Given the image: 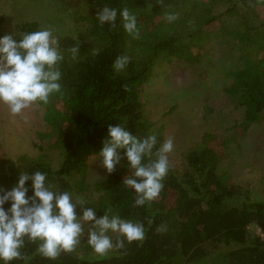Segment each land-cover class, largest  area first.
<instances>
[{
    "label": "trees",
    "instance_id": "16d2710c",
    "mask_svg": "<svg viewBox=\"0 0 264 264\" xmlns=\"http://www.w3.org/2000/svg\"><path fill=\"white\" fill-rule=\"evenodd\" d=\"M86 1L89 12L78 18L84 30L60 38L65 52L61 92L52 94L47 104L37 102L50 128L45 134L51 138L50 147L61 154L60 166L54 167L44 150L0 158V187L10 190L21 172H45L56 189L83 199L78 213L90 207L101 217L110 210L143 223L145 237L125 241L124 248L101 257L88 245L85 225L73 251L49 259L36 251L38 242L26 239L25 259L12 264H264V196H253L219 170L231 142L264 118V16L258 11L264 0ZM104 4L134 13L139 35L127 33L119 15L114 25H101L96 15ZM169 13L176 14L175 21L166 20ZM4 20L0 16V36L11 34L17 41L20 33L41 28L38 21H21L10 33ZM214 38L234 41L237 48L236 66L229 72L232 82L224 89L233 104L243 107L232 134L205 132L183 151L180 166L169 160L163 189L149 204L135 206V191L122 184L129 171L126 158L95 182L92 191L87 173L91 159L99 156L108 125L121 124L137 136L155 133L158 148L166 140L165 125L147 114L141 97L144 86L163 63L200 61V51ZM74 45L80 49L76 60L67 51ZM121 55L130 60L116 72L113 63ZM252 225L260 228V234ZM112 237L115 241L117 234Z\"/></svg>",
    "mask_w": 264,
    "mask_h": 264
},
{
    "label": "clouds",
    "instance_id": "9594fccd",
    "mask_svg": "<svg viewBox=\"0 0 264 264\" xmlns=\"http://www.w3.org/2000/svg\"><path fill=\"white\" fill-rule=\"evenodd\" d=\"M118 15L124 30L138 36L137 17L128 8L118 10L104 4L96 18L101 25H114ZM176 18L174 13L166 15L168 22ZM20 36L19 41L11 34L0 36V104L7 105L13 115L21 114L36 102L47 104L52 94L61 92L60 64L65 59L60 37L51 28L24 31ZM67 51L76 60L80 49L74 45ZM129 60L127 55L118 56L113 63L114 70H124ZM157 144L155 133L137 136L121 124H109L98 153L109 173L126 158L129 171L122 184L135 191V206L149 204L163 189V180L170 168L168 154L174 143L169 138L158 148ZM6 204L10 206L5 207ZM77 205H85L81 197L74 198L70 191L56 189L47 173L39 170L19 173L10 190L0 187V264L24 260L22 249L26 239L38 242L36 251L54 260L61 252L75 249L85 225H88L87 243L101 257L124 248L125 241L130 244L145 237L141 222L110 214V210L97 217L90 207H82V213H78ZM112 234H117L115 241Z\"/></svg>",
    "mask_w": 264,
    "mask_h": 264
},
{
    "label": "rangeland",
    "instance_id": "374dc122",
    "mask_svg": "<svg viewBox=\"0 0 264 264\" xmlns=\"http://www.w3.org/2000/svg\"><path fill=\"white\" fill-rule=\"evenodd\" d=\"M258 11L264 16V8ZM88 12L86 0H0V16H5L4 26L10 33L21 21H38L41 28H51L61 38L84 30L86 26L78 18ZM235 44L214 38L200 51V61L175 59L163 63L143 88L141 97L147 114L165 125L166 139L174 143L169 160L177 166L182 162L183 151L196 144L205 132L229 136L235 122L243 116V107L233 104L224 91L232 82L229 72L236 66ZM207 107L212 111H207ZM49 129L44 108L37 102L19 115L11 114L7 105L0 104V158L16 159L22 154L38 155L44 150L52 165L60 166L61 154L57 148L50 147L51 138L45 136ZM227 152L219 165L220 172H228L233 181L249 188L253 196L263 197L264 118L234 139ZM102 159L95 156L90 161L86 180L92 191L95 182L109 173L102 166ZM122 163L121 159L117 165ZM251 228L260 234L256 225Z\"/></svg>",
    "mask_w": 264,
    "mask_h": 264
}]
</instances>
